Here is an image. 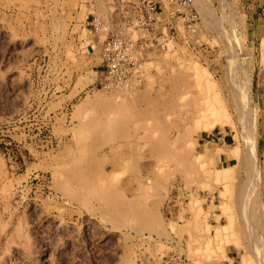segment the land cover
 Segmentation results:
<instances>
[{
  "label": "rangeland",
  "instance_id": "rangeland-1",
  "mask_svg": "<svg viewBox=\"0 0 264 264\" xmlns=\"http://www.w3.org/2000/svg\"><path fill=\"white\" fill-rule=\"evenodd\" d=\"M110 1L0 0V264H264V0H196V49L162 0L168 50L104 91Z\"/></svg>",
  "mask_w": 264,
  "mask_h": 264
},
{
  "label": "built area",
  "instance_id": "built-area-1",
  "mask_svg": "<svg viewBox=\"0 0 264 264\" xmlns=\"http://www.w3.org/2000/svg\"><path fill=\"white\" fill-rule=\"evenodd\" d=\"M175 10L170 12L175 21L165 25L170 36L180 24L187 45L193 49L204 43V19L196 0H170ZM259 17H264L260 7ZM166 8L162 0H111L104 14L87 17L94 35H106L100 44L99 86L104 91L121 87H138L143 83L142 67L148 56L168 50L169 36L162 30ZM94 51L95 46H91Z\"/></svg>",
  "mask_w": 264,
  "mask_h": 264
},
{
  "label": "bare ground",
  "instance_id": "bare-ground-1",
  "mask_svg": "<svg viewBox=\"0 0 264 264\" xmlns=\"http://www.w3.org/2000/svg\"><path fill=\"white\" fill-rule=\"evenodd\" d=\"M202 74H204V75H207V73L205 74V71H203L202 73H200V75L202 76ZM203 77V76H202ZM205 77V76H204ZM198 78H199V76H198ZM212 87H213V85H211ZM210 86V87H211ZM221 109V108H220ZM223 109V108H222ZM212 110V109H211ZM218 110V109H217ZM218 112V111H217ZM213 118V117H212ZM220 120V119H219ZM206 121V120H205ZM221 122V121H220ZM215 124V123H214ZM222 125H223V123H221ZM104 125H110V123L108 122V120H106L105 121V124ZM210 126H211V124H210ZM213 126V125H212ZM228 170V169H227ZM225 174H227V171L225 170ZM228 175V174H227ZM249 195V194H248ZM250 207V206H249ZM253 207V206H252ZM245 208V207H244ZM251 212H253V211H251ZM255 213V212H254ZM259 213V212H258ZM251 214V213H250ZM263 217V216H262ZM257 218V217H256ZM259 218H261V216H260V214H259ZM263 222V221H262ZM262 222H260V223H262ZM264 224V223H263ZM262 224V225H263ZM264 226V225H263ZM260 228V227H259ZM264 231V230H263ZM264 246V245H263ZM245 262L243 263V264H245V263H249L247 260H244ZM251 263V262H250Z\"/></svg>",
  "mask_w": 264,
  "mask_h": 264
},
{
  "label": "crops",
  "instance_id": "crops-1",
  "mask_svg": "<svg viewBox=\"0 0 264 264\" xmlns=\"http://www.w3.org/2000/svg\"><path fill=\"white\" fill-rule=\"evenodd\" d=\"M221 142V141H220ZM177 199H179V197L178 196H173V202H175L176 203V200ZM172 202V200L170 201V203H173ZM174 206H175V204H172L171 206H169V208L171 209V207H173L174 208ZM172 210V209H171ZM172 213V212H171Z\"/></svg>",
  "mask_w": 264,
  "mask_h": 264
}]
</instances>
